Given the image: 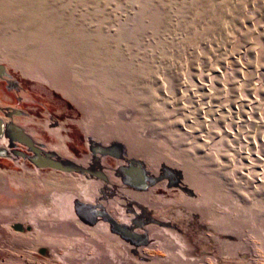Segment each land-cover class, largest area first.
<instances>
[{
	"label": "rangeland",
	"instance_id": "rangeland-1",
	"mask_svg": "<svg viewBox=\"0 0 264 264\" xmlns=\"http://www.w3.org/2000/svg\"><path fill=\"white\" fill-rule=\"evenodd\" d=\"M0 67V104L21 111L10 122L82 168L0 161V264H74L62 258L66 243L43 256L33 248L58 239L10 224L61 221L56 197L85 202L98 185L123 188L117 171L133 160L209 178L219 214L255 221L243 227L245 264H264V0H0ZM49 115L67 140L47 135ZM133 193L164 207L192 200L167 178Z\"/></svg>",
	"mask_w": 264,
	"mask_h": 264
},
{
	"label": "water",
	"instance_id": "water-1",
	"mask_svg": "<svg viewBox=\"0 0 264 264\" xmlns=\"http://www.w3.org/2000/svg\"><path fill=\"white\" fill-rule=\"evenodd\" d=\"M2 74L4 69L0 67ZM12 113L20 115L21 111ZM5 136L11 142L16 140L26 145L32 153L28 155L0 142V158L16 166L23 168L24 162L19 160L27 158L36 168L66 173L82 171L80 166L63 160L56 153L43 150L21 126L5 123L0 117V140ZM96 146L90 145L94 157L98 152ZM113 152L122 156L119 150ZM160 169V173H152L142 162L133 160L117 171L125 183L123 188L98 185L86 193L85 202L71 192L61 193L55 198L61 221L32 218L26 224L14 222L10 228L20 234L41 232L47 238L58 239L59 246L33 248L46 257L62 242L66 243L68 251L62 258L74 264H198L206 257L211 258L213 264H245L249 251L242 242L243 227L255 221L219 214L221 198L212 181L194 168L161 163ZM162 178L179 185L192 200L180 206L164 207L149 202L146 196L139 199L133 195L135 190L146 192ZM214 203L217 206H213ZM226 207L233 208L228 204ZM115 208L120 211L118 215L114 213ZM206 219L209 226L203 223ZM206 232L211 235L207 236ZM154 247L163 254L144 250Z\"/></svg>",
	"mask_w": 264,
	"mask_h": 264
},
{
	"label": "flooded vegetation",
	"instance_id": "flooded-vegetation-1",
	"mask_svg": "<svg viewBox=\"0 0 264 264\" xmlns=\"http://www.w3.org/2000/svg\"><path fill=\"white\" fill-rule=\"evenodd\" d=\"M4 107H6V108H3V106L0 104V115L4 119V122L8 123V122H10V120L8 119L9 115L7 116L6 114L7 113L10 114V112H13V110H10V108H12V107L9 105L4 106ZM21 116H23V115H21ZM23 117L24 118H22V121L30 120V118L28 116H23ZM58 123L59 122L56 118L49 115L48 118L45 119L44 122L40 125L43 127V129L46 131V133L49 137H51L50 135L52 134L54 136V138H56V139L61 138L62 141H65V140H67V136H66V134H64L65 129H63V128L60 129L58 127ZM15 148H18L19 150H23V146H20V145H15ZM59 152H60V154L63 153L62 150H59Z\"/></svg>",
	"mask_w": 264,
	"mask_h": 264
},
{
	"label": "bare ground",
	"instance_id": "bare-ground-1",
	"mask_svg": "<svg viewBox=\"0 0 264 264\" xmlns=\"http://www.w3.org/2000/svg\"><path fill=\"white\" fill-rule=\"evenodd\" d=\"M14 13H16V12H14ZM17 14H18V13H17ZM9 19H10V18H9ZM23 27H24V26H23ZM40 29H41V27H40ZM21 33H22V32H21ZM25 33H26V32H25ZM20 36H21V35H20ZM28 37H29V36H28ZM35 40H36V39H35ZM27 42H28V41H27ZM34 44H36V43H34ZM7 45H8V44H7ZM30 45H31V44H30ZM51 46H52V45H51ZM10 47H11V46H10ZM30 47H31V46H30ZM45 47H46V46H45ZM45 47H43V49H44ZM47 47H48V46H47ZM56 47H59V46H54V48H56ZM12 48H13V47H12ZM25 48H26V47H25ZM50 48H53V47H50ZM23 49H24V48H23ZM26 49H27V48H26ZM56 49H57V48H56ZM10 50H11V49H10ZM44 50H45V49H44ZM44 50H42V51H44ZM47 50H48V49H46V51H47ZM58 50H59V48H58ZM13 51H14V50H13ZM19 51H20V50H19ZM46 51H45V52H46ZM64 51L66 52V50H64ZM49 52H50V51H49ZM61 52H63V51H61ZM61 52H59V53H60V54H59V57H61ZM20 53H21L20 55H22V52H21V51H20ZM42 53H43V52H42ZM46 53H47V52H46ZM46 53H45V54H46ZM47 54H49V55H54V54H51V53H47ZM55 54H56V53H55ZM57 54H58V53H57ZM62 55H63V54H62ZM24 56H25V55H24ZM45 57H46V56H45ZM49 57H50V59H51L52 56H49ZM49 57H48V58H49ZM56 57H57V56H56Z\"/></svg>",
	"mask_w": 264,
	"mask_h": 264
},
{
	"label": "crops",
	"instance_id": "crops-1",
	"mask_svg": "<svg viewBox=\"0 0 264 264\" xmlns=\"http://www.w3.org/2000/svg\"><path fill=\"white\" fill-rule=\"evenodd\" d=\"M5 105H3V108H6V107H4ZM0 117L2 118V116L0 115ZM3 119V118H2ZM4 120V119H3ZM19 125H21V126H23L24 125V128H26L25 127V124L23 123V124H19ZM27 133L32 137V138H34L32 135H31V133L29 132V131H27ZM0 161H7V162H10L9 160H7V159H3V158H0ZM10 163H12V162H10ZM13 164V163H12ZM0 176H2V174H1V171H0Z\"/></svg>",
	"mask_w": 264,
	"mask_h": 264
}]
</instances>
